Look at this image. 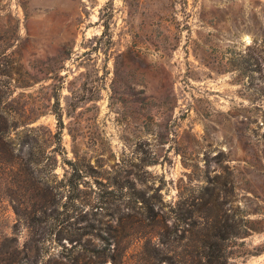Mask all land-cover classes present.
<instances>
[{
  "label": "rangeland",
  "instance_id": "rangeland-1",
  "mask_svg": "<svg viewBox=\"0 0 264 264\" xmlns=\"http://www.w3.org/2000/svg\"><path fill=\"white\" fill-rule=\"evenodd\" d=\"M202 239L264 264V0H0V264Z\"/></svg>",
  "mask_w": 264,
  "mask_h": 264
},
{
  "label": "trees",
  "instance_id": "trees-1",
  "mask_svg": "<svg viewBox=\"0 0 264 264\" xmlns=\"http://www.w3.org/2000/svg\"><path fill=\"white\" fill-rule=\"evenodd\" d=\"M36 165V164H33ZM43 217H53L56 213L55 206H50L48 210H40ZM215 239V238H214ZM12 242V240H11ZM199 246L204 249V251L198 254V261L200 264H214V254L211 250L216 246V240H197ZM208 250V251H206ZM35 251H39L38 247H35ZM4 259H2V264H36L37 256L26 254L24 249L12 248L11 252L5 251ZM70 261L72 264H79L80 260L84 261L85 264H102L110 254L106 253V251L99 250L97 248H88L84 244L79 243L72 247ZM113 264H122L121 257L116 258L114 256H110ZM146 263H150L148 259H145ZM62 264V263H61ZM156 264H160L156 263ZM170 264V263H169Z\"/></svg>",
  "mask_w": 264,
  "mask_h": 264
}]
</instances>
